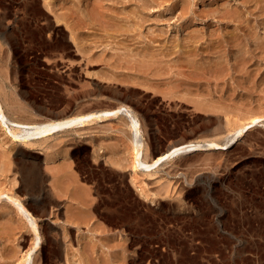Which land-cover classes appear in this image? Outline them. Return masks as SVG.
<instances>
[{"label": "rangeland", "instance_id": "rangeland-1", "mask_svg": "<svg viewBox=\"0 0 264 264\" xmlns=\"http://www.w3.org/2000/svg\"><path fill=\"white\" fill-rule=\"evenodd\" d=\"M0 1L7 6L6 25L23 18L25 28L36 33L39 23L49 24L41 40L63 45L32 38L14 50L0 38V99L12 118L44 120L48 111L70 115L125 103L138 113L151 159L158 155L153 150H164L181 135L221 139L235 124L231 114L264 111V0H114L120 4L105 3L109 12L98 10L97 0ZM1 132L0 187L20 194L40 216L43 245L65 250L49 264H148L137 260L146 230L176 247L155 242L158 236L150 243L165 256L163 264H256L255 254L264 253L262 124L228 150L193 152L164 163L142 179L145 196L131 181L124 117L16 145L12 155L23 149L41 168V195L33 198L19 191V172L2 160L3 148L12 144H2ZM46 155L52 159L44 160ZM45 198L51 204L41 213ZM12 208L0 202V264H16L32 242ZM221 217L227 230L206 239L193 236L192 227L206 232ZM65 253L73 256L69 262ZM43 255L36 253L34 264H44Z\"/></svg>", "mask_w": 264, "mask_h": 264}, {"label": "bare ground", "instance_id": "bare-ground-1", "mask_svg": "<svg viewBox=\"0 0 264 264\" xmlns=\"http://www.w3.org/2000/svg\"><path fill=\"white\" fill-rule=\"evenodd\" d=\"M116 2L114 0H97L96 3L100 6L98 7V10L100 9L102 12L104 10L101 9V7L105 8V3L106 2ZM124 1V0H121ZM2 2V1H0ZM94 2V0H93ZM91 2V3H93ZM125 2V1H124ZM163 2V1H162ZM95 3V4H96ZM119 3L118 1L115 3V5ZM175 2H173L174 4ZM178 2H176L177 4ZM3 4V3H2ZM95 8L97 9L98 5H95ZM120 4V3H119ZM115 5H111L110 6L112 8V6ZM94 6H92V10H94ZM108 7H110L109 5H106ZM174 7V6H173ZM182 7V6H181ZM0 8L2 10H0V38L1 41L5 44V45H9L11 46V48L13 47V49L15 50V48L20 47L22 44H24V41H31L32 38L36 39V41L38 42L39 39L41 40V32L43 30H47L50 29V25L49 24H41L39 23L38 29L36 30L37 32L35 33L34 31H28L30 29H26L29 27L25 28V24L23 22V18H15L14 19V25L12 26H8L6 25L4 22L5 20H9V18H7L6 16V11L4 8H7V6L3 7L0 4ZM109 8V9H111ZM179 8V6H178ZM9 9V8H8ZM106 9V8H105ZM98 10H94V11H98ZM113 10V9H112ZM110 10V11H112ZM13 11V10H12ZM108 11L109 10H105ZM83 12V11H82ZM101 12V13H102ZM113 12H115L114 10L111 12V16L109 14V16L112 18L113 16ZM8 13V12H7ZM10 13V12H9ZM16 13V12H15ZM18 13V12H17ZM16 13V14H17ZM81 13V12H80ZM98 13V12H97ZM107 13V12H105ZM105 13L104 16H105ZM136 13V12H135ZM89 13H87V17ZM102 14V15H103ZM117 14V12L115 13ZM114 14V15H115ZM122 14V13H121ZM119 14L120 16L123 17V15ZM9 15V14H8ZM118 15V14H117ZM116 15V16H117ZM6 16V17H5ZM12 16V15H11ZM102 16V17H104ZM109 16H107V18H109ZM10 17V15H9ZM20 17V15H19ZM118 17V16H117ZM121 17V18H122ZM125 17V16H124ZM6 18V19H5ZM57 18V17H56ZM127 18V16H126ZM138 18V17H137ZM60 19V18H58ZM110 19V18H109ZM113 19V18H112ZM114 19L116 20V18L114 17ZM120 19V18H119ZM117 19V21L119 20ZM57 20V19H56ZM72 20V19H71ZM108 20V19H107ZM114 20V21H115ZM121 20V19H120ZM109 21V20H108ZM113 21V20H112ZM9 22V21H8ZM11 22V21H10ZM68 24L69 22L72 21H67ZM75 22V21H74ZM73 22V27L75 25V23ZM37 24V23H36ZM41 24V25H40ZM68 24L66 26H68ZM72 24V23H70ZM88 24V22H87ZM27 26V24H26ZM37 26V25H36ZM70 26V25H69ZM71 26V27H72ZM53 27V26H52ZM71 27L70 30H71ZM36 28V27H35ZM34 28V29H35ZM76 28H78L76 26ZM74 29V28H73ZM81 29V28H80ZM79 30V29H77ZM48 31V30H47ZM51 31V30H50ZM55 31V30H54ZM73 31V30H72ZM70 31V33L72 32ZM80 32V31H79ZM75 31H73V33H71V38L73 39L72 41H75L76 43V35H74ZM77 33V32H76ZM80 34V33H79ZM78 34V35H79ZM82 35V34H81ZM37 36V37H36ZM63 38V37H62ZM70 38V39H71ZM42 42H46L48 43L50 46H54V47H62L63 45L61 44L62 40H54V41H47L44 40L43 38L41 40ZM26 43V42H25ZM45 43H43L44 45ZM4 45V46H5ZM24 46V45H22ZM12 49V50H13ZM10 50V49H9ZM17 52V51H16ZM234 67V66H233ZM180 97V96H179ZM189 99V98H188ZM196 104H194L195 106ZM197 107V106H196ZM237 110V109H236ZM238 111V110H237ZM251 111V110H248ZM255 111V110H253ZM260 111V110H259ZM250 112L247 114H243L241 113H234L231 114L232 117V121H234V126H232L231 128L226 130V133L222 136V138L217 139L215 137H209V138H198V139H187V136H183L175 139L173 142V144H170L169 146H166V148H164V150L159 149V150H153L158 151V155L156 154V156H154L153 158H147L146 156V152H147V145L145 143L144 137L142 135V130L141 129V122L140 119L138 118L139 116H137V114L135 113V111L133 110L132 107H130L128 104H123L120 102V104H118L117 106L113 107V108H99V109H95L89 112H84V113H76V114H66L65 110H60V111H48L47 113L49 114V118H46L44 120H35V121H27V120H20V119H16V118H12L10 117L4 110L3 105L1 103V99H0V129H1V133L3 135H5L6 137V141H4L2 144L7 145V143H10L12 145L8 146L7 148H3V162L6 166V168L11 169L13 165V169H15L16 171L19 172L20 174V183H21V190L22 193L24 194H29L33 197H39L41 194L39 192V180H40V171L41 168L39 167V163H37V161L32 160V158L30 159V154L26 151H24L23 149H18L16 151H14V154L12 155L13 150L15 149L16 145H26L27 144H32L35 141H39V140H44V138H47L55 133L58 132H64V131H70V130H75L77 128L83 127L85 125L88 124H92L94 122L97 121H104L106 119H110V118H120V117H124L126 120V125L128 128V139H129V148L127 149L128 152V156H129V161H130V166H131V181L133 183V185L135 186L136 190L139 192V194L141 196H145L146 195V185L145 182L142 180L143 178H151L155 175V173L159 170V167L161 165H163L164 163H167L169 161H173L174 159L183 157L185 155H188L190 153L193 152H198V151H206V150H219V151H223V150H228L233 144H235L237 142V140L239 138H241L249 129H251L252 127H254L257 124H262L264 125V111L261 110L260 112ZM150 112V111H149ZM152 112V111H151ZM239 112V111H238ZM245 113V112H244ZM150 114V113H149ZM227 115V114H226ZM230 115V114H229ZM227 115V116H229ZM221 137V136H220ZM172 143V142H171ZM147 146V147H146ZM19 147V146H18ZM98 152L102 151L101 147H98ZM150 156V155H149ZM34 158V157H33ZM18 159V160H17ZM52 159V156L50 155H46L44 160L49 161ZM221 160V159H219ZM2 162V163H3ZM219 162V161H218ZM217 162V163H218ZM263 163V162H262ZM220 164V163H218ZM227 166V165H224ZM14 170V171H15ZM263 173V172H262ZM182 174V173H181ZM250 175V174H249ZM228 177V176H227ZM237 177V176H236ZM232 178V177H231ZM253 178V177H252ZM240 179V178H239ZM233 182V180H231ZM223 182V181H222ZM221 182V183H222ZM258 182V181H257ZM229 184V183H228ZM226 185V184H225ZM224 185V186H225ZM227 186V185H226ZM240 186V185H239ZM242 186V185H241ZM235 187V186H234ZM253 187V186H251ZM6 188V187H5ZM19 188V189H20ZM206 188V187H205ZM213 189V188H212ZM218 190V189H217ZM220 190V189H219ZM244 191V190H243ZM221 192V191H220ZM237 192V191H236ZM43 194V193H42ZM241 194V193H240ZM237 195V194H236ZM252 195V194H251ZM238 196V195H237ZM242 196V195H241ZM23 197V196H22ZM234 197V196H233ZM244 197V196H243ZM246 197V196H245ZM264 197V196H263ZM49 198V197H48ZM238 198V197H237ZM249 198V197H247ZM254 198V197H253ZM51 199V198H50ZM50 199H43V201L41 202L42 204L39 205L40 206V211L41 213L45 212L47 205L50 203ZM227 199V198H226ZM241 200V198H239ZM52 200V199H51ZM233 201V199H230V201ZM4 201L6 204L10 203L12 205V210H14L15 214L17 215V220L22 221V225L24 226L23 229H28L29 232L32 234V242L30 244V246L28 247V249L24 252V254L18 258L20 259V261L18 260L16 262V264H34L33 262V257L36 253H39V255H41L42 253H44L43 257H41L43 260L44 264H49V261H51L52 257H60L62 254V247L61 245H58V247L55 249V251H51V248L48 243H46V245H43V235L44 233V227L41 226V224L38 222V216H35L30 209L28 208V206L25 204L23 198H21L20 194H17L15 192H13L9 187L7 189H4V187H0V202ZM218 201V200H217ZM33 202V201H31ZM219 202V201H218ZM229 202V201H228ZM227 202V203H228ZM240 202V201H238ZM217 203V202H216ZM221 203V202H220ZM233 203H235L233 201ZM245 203V202H244ZM261 203V202H259ZM51 204V203H50ZM49 204V205H50ZM238 204V203H236ZM257 204V203H256ZM36 205V204H35ZM211 205V204H210ZM221 206V208L223 207L222 204H219V207ZM240 206V205H239ZM226 207V206H225ZM229 207V206H228ZM215 208V207H214ZM208 209L209 213L212 214L215 209ZM234 208V207H233ZM258 208V207H257ZM220 209V208H219ZM218 208L216 210H219ZM242 209V208H241ZM226 210V209H225ZM243 210V209H242ZM253 210V209H252ZM6 211V209L4 208L2 210V212ZM223 212V210H222ZM227 212V211H226ZM251 212V211H250ZM258 212V211H257ZM262 212V211H261ZM208 213V214H209ZM259 213V212H258ZM209 214V215H210ZM215 214V213H214ZM42 215V214H41ZM236 215V213H235ZM230 216V215H229ZM240 216V215H239ZM251 216V215H250ZM38 217V218H37ZM71 217V216H70ZM213 217V216H212ZM211 217V218H212ZM214 218V217H213ZM238 218V217H237ZM40 220V219H39ZM259 220V219H258ZM71 221V220H70ZM195 221V220H193ZM242 221V220H241ZM261 221V220H260ZM18 222V221H16ZM217 222V221H216ZM258 222V221H257ZM194 223V222H193ZM248 223V222H245ZM14 224V223H13ZM19 224V222H18ZM15 225V224H14ZM17 225V223H16ZM21 225V227H22ZM196 225V224H195ZM207 225V224H206ZM230 225V224H229ZM20 226V225H19ZM193 226V225H192ZM205 226V224H204ZM227 226L225 224V220L221 217V219H219L218 224L216 225H210L208 227H206L207 229L205 230L206 232H201L199 230H197L195 227L193 228V236H206V234H215V232H219L222 230H227L225 227ZM236 226V225H235ZM244 226V225H243ZM177 227V226H176ZM189 227V226H188ZM201 227V226H200ZM148 228V227H147ZM146 228V229H147ZM25 229V230H26ZM144 230V229H143ZM142 230V231H143ZM157 230V229H156ZM162 230V229H161ZM203 230V228H202ZM22 231V230H21ZM230 230H228L229 232ZM236 231V230H235ZM238 231V230H237ZM250 231V230H249ZM20 232V231H19ZM231 232V231H230ZM222 233V232H221ZM220 233V234H221ZM233 233V232H232ZM237 233V232H236ZM248 233V232H247ZM143 234L145 236H142L143 238L140 240V251L138 253L137 256V260H140L139 263L141 261L146 260L148 264H163V260H165L163 257H165L163 255L162 252L157 251L154 248L149 247L150 243L158 236L156 235L155 231H143ZM20 235V234H19ZM18 235V236H19ZM235 235V234H234ZM191 236V235H190ZM208 236V235H207ZM217 237L219 236L218 234L216 235ZM215 236V237H216ZM239 236V235H238ZM260 236V235H259ZM21 237V236H19ZM166 237V236H165ZM196 237V239H197ZM210 237L212 238V236L210 235ZM230 237V236H229ZM51 238V237H50ZM140 238V237H139ZM158 238V239H157ZM154 241L155 242H159V243H164L167 246H173L174 244L171 243L172 240L170 241L167 237L164 239L163 238H159V236L157 237ZM195 238V237H194ZM199 239V238H198ZM206 239V237L204 238ZM209 239V238H208ZM56 240V239H55ZM211 240V239H210ZM54 241V240H53ZM209 241V240H208ZM17 242V241H16ZM24 242V241H22ZM52 242V241H51ZM58 242V241H57ZM248 242V241H247ZM18 243V242H17ZM11 244H15V243H11ZM10 244V246H11ZM54 244V243H53ZM56 244V243H55ZM56 245V246H57ZM55 246V245H54ZM4 247H7L4 245ZM16 245H14L15 248ZM174 247V246H173ZM53 248V247H52ZM176 247H174L173 249H175ZM212 248H214L212 246ZM216 248V247H215ZM8 249V248H7ZM64 250V249H63ZM67 250V249H66ZM176 250V249H175ZM209 250V249H208ZM65 251V250H64ZM218 251V250H217ZM212 252V251H211ZM223 253V252H222ZM254 253V252H253ZM256 253V252H255ZM259 252H257V254H255V259L256 264H264V253L263 254H259ZM2 254V253H1ZM0 254V255H1ZM66 256V260L65 262H69V258L70 256H72L70 254V256H68L67 253H65ZM211 254V253H210ZM214 254V253H213ZM217 254V253H215ZM225 255V254H224ZM76 256V255H75ZM223 256V254H222ZM2 257V256H1ZM18 257V256H17ZM16 257V259H17ZM37 257V255H36ZM73 257V256H72ZM38 258V257H37ZM61 258V257H60ZM88 258V257H87ZM223 258V257H221ZM225 258V257H224ZM56 259V258H55ZM71 259V258H70ZM176 259V258H175ZM53 260V259H52ZM83 260V258H82ZM87 260V259H85ZM80 261V260H79ZM217 260L215 259V262ZM13 262V261H12ZM58 262V261H57ZM173 262V261H172ZM224 262V261H222ZM228 262V261H227ZM38 263V262H37ZM36 263V264H37ZM71 263V262H70ZM69 263V264H70ZM87 263V262H86ZM88 263L90 264V262L88 261ZM96 263V262H95ZM94 263V264H95ZM212 263V262H211ZM214 263V262H213ZM218 263V262H217ZM226 263V261H225ZM55 264V263H54ZM58 264V263H57ZM84 264V263H82ZM93 264V263H92ZM97 264V263H96ZM99 264V263H98ZM108 264V263H107ZM165 264V263H164ZM215 264V263H214ZM221 264V263H220ZM223 264V263H222ZM230 264V263H229ZM236 264V263H235Z\"/></svg>", "mask_w": 264, "mask_h": 264}]
</instances>
